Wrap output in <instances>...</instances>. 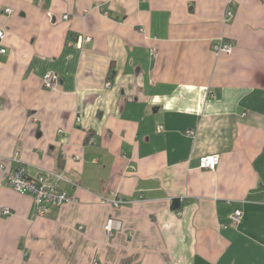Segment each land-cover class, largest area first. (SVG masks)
Masks as SVG:
<instances>
[{
    "label": "crops",
    "instance_id": "0c3cea01",
    "mask_svg": "<svg viewBox=\"0 0 264 264\" xmlns=\"http://www.w3.org/2000/svg\"><path fill=\"white\" fill-rule=\"evenodd\" d=\"M0 30V264H264V1L0 0ZM20 166L71 200L37 215Z\"/></svg>",
    "mask_w": 264,
    "mask_h": 264
},
{
    "label": "built area",
    "instance_id": "2783aa9c",
    "mask_svg": "<svg viewBox=\"0 0 264 264\" xmlns=\"http://www.w3.org/2000/svg\"><path fill=\"white\" fill-rule=\"evenodd\" d=\"M264 1V0H261ZM8 13L12 12L11 8L6 10ZM228 15H232L231 11L228 12ZM67 18V16H65ZM5 38V32L0 30V43ZM216 54L222 52L231 53L233 51V45L229 44L225 40H220L216 42L213 46ZM1 53H5L6 49H0ZM59 84V75L54 71H47L43 76V85L45 88L52 89L56 88ZM107 86L111 87V83L107 82ZM80 121V119H79ZM219 163V155H207L200 159V166L206 169H215ZM3 167V165H1ZM54 175L55 181L49 182L46 178V175L41 174L38 176H31L26 167L20 166L17 169L10 170L6 173V178L9 185L21 192L29 193L33 196L35 202V210L37 215H44L53 208L61 207L66 202L70 201L71 198L59 191L57 180L63 178V175L52 174ZM123 202L122 199H117L115 205H120ZM4 213H8V210H4ZM244 217L243 211L241 209H236L234 214L231 217L233 223L237 224L242 221ZM121 223L115 221L114 219H109L105 229L112 234L114 228H119Z\"/></svg>",
    "mask_w": 264,
    "mask_h": 264
},
{
    "label": "trees",
    "instance_id": "16d2710c",
    "mask_svg": "<svg viewBox=\"0 0 264 264\" xmlns=\"http://www.w3.org/2000/svg\"><path fill=\"white\" fill-rule=\"evenodd\" d=\"M172 206H173V208H176V209L180 208L181 207L180 200L179 199H174Z\"/></svg>",
    "mask_w": 264,
    "mask_h": 264
}]
</instances>
